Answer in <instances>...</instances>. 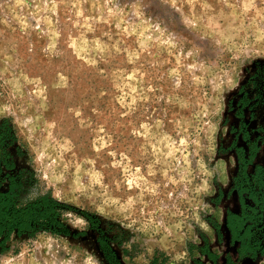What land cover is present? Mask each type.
Here are the masks:
<instances>
[{
	"label": "rangeland",
	"instance_id": "obj_1",
	"mask_svg": "<svg viewBox=\"0 0 264 264\" xmlns=\"http://www.w3.org/2000/svg\"><path fill=\"white\" fill-rule=\"evenodd\" d=\"M3 120L17 170L110 225L121 264H211L202 236L225 264L230 147L241 122L264 140V0H0ZM67 223L14 239L0 264H107L78 213Z\"/></svg>",
	"mask_w": 264,
	"mask_h": 264
},
{
	"label": "trees",
	"instance_id": "obj_2",
	"mask_svg": "<svg viewBox=\"0 0 264 264\" xmlns=\"http://www.w3.org/2000/svg\"><path fill=\"white\" fill-rule=\"evenodd\" d=\"M243 91V88H241ZM248 101L240 98L238 101L237 118L242 121ZM239 135L245 142L240 147L232 143L231 150L236 155L238 172L233 178L230 193H235L240 207L238 213L227 210L224 226L229 235V246L237 247L238 260L252 261L264 257V167L257 165L252 174L248 169L260 151L264 140H251L241 122ZM16 137L6 120L0 123V183H5V189L0 190V254L9 251L14 239H34L42 234L52 236H68L67 215L78 213L88 225L89 230L97 234L96 242L107 264H121L112 247L110 238L112 227H101V220L89 212H79L72 206L61 203L50 193H42L40 182L34 175L25 170H17L12 161L8 148L15 142ZM224 197L219 189L214 205L218 206ZM216 233L219 243L223 242V233L218 222L207 219ZM86 231L78 233L83 237ZM202 246L197 247L201 258H206L211 264H219L218 255L210 249L209 242L201 237ZM126 253L125 251H123ZM193 264H205L202 260H193ZM225 264H235L230 257Z\"/></svg>",
	"mask_w": 264,
	"mask_h": 264
},
{
	"label": "flooded vegetation",
	"instance_id": "obj_3",
	"mask_svg": "<svg viewBox=\"0 0 264 264\" xmlns=\"http://www.w3.org/2000/svg\"><path fill=\"white\" fill-rule=\"evenodd\" d=\"M241 147V146H240ZM243 147V146H242ZM260 148H261V146H260ZM234 152V151H233ZM260 152V151H259ZM235 154V153H234ZM259 154V153H258ZM257 154V155H258ZM235 157H236V155H235ZM256 158H257V156H256ZM256 158H255V160H256ZM255 160H254V164H253V166L255 167V166H257V165H261V164H255ZM237 163V162H236ZM261 166H263V165H261ZM252 167V166H251ZM264 167V166H263ZM231 194H234V196H235V198H236V203H237V208H235V210H230V211H232V212H236V213H238L239 211H240V207H239V204H238V201H237V197H236V194L235 193H231ZM226 213V212H225ZM224 219H225V216H224ZM224 222V221H223ZM223 229H224V233H225V231H226V229H225V226L223 225ZM226 234L228 235V233H227V231H226ZM223 243H224V241H223ZM227 247L229 248V249H233L234 251H233V254H229V257L233 260V262L235 263V264H239V263H241L242 261H245V260H248V261H252V260H249V259H244V260H238V258H237V252H236V246L235 247H230L229 246V235H228V240H227Z\"/></svg>",
	"mask_w": 264,
	"mask_h": 264
},
{
	"label": "crops",
	"instance_id": "obj_4",
	"mask_svg": "<svg viewBox=\"0 0 264 264\" xmlns=\"http://www.w3.org/2000/svg\"><path fill=\"white\" fill-rule=\"evenodd\" d=\"M225 235H226V238L228 240V235L226 234V231H225ZM239 264H264V257H261V258H258L257 260L255 261H248V260H245V261H242L241 263Z\"/></svg>",
	"mask_w": 264,
	"mask_h": 264
}]
</instances>
